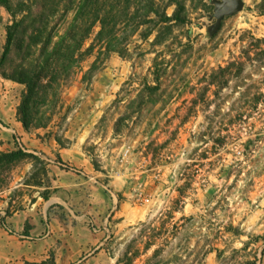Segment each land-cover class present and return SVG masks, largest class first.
Instances as JSON below:
<instances>
[{
    "label": "rangeland",
    "instance_id": "1",
    "mask_svg": "<svg viewBox=\"0 0 264 264\" xmlns=\"http://www.w3.org/2000/svg\"><path fill=\"white\" fill-rule=\"evenodd\" d=\"M211 1L183 0L187 26H175L169 39L157 46L152 45L155 33L143 40L137 32L121 56L111 53L98 58V69L89 83L81 78L97 58V50L85 58L82 72L64 84L61 107L46 127L55 132L60 145H82L95 175L122 205L124 222L105 243L115 262L138 224L167 210L175 220L183 215L204 216L213 232L230 224L239 228L245 234L233 242L236 249L249 241L248 235L264 236V0H243V9L225 17L214 33ZM45 3L49 27L61 34L72 18V14L64 17L63 3L56 7L48 0H7L10 12L1 1L0 7L11 22L13 13L17 20L28 13L34 18ZM174 9L169 7L167 14L172 15ZM41 17L36 18L37 27ZM90 42L86 40L84 48ZM37 52L36 46L14 49L0 65V73L13 75L21 58L25 66ZM155 59L169 62L161 78L160 101L164 103L155 107L149 121L144 119L134 130L122 128L120 135H114L118 116L112 110L100 122L105 109L131 78L134 89L151 82ZM124 100L120 110L127 104ZM25 163L34 167L23 175ZM47 183L40 158L3 159L0 218L35 201L36 189L25 184L44 187ZM222 238L231 240L229 234ZM218 247H223L222 241ZM257 248L264 249L260 239L247 252ZM263 259L264 255L259 264ZM9 263L14 264L12 257ZM201 264H217L216 253L207 255Z\"/></svg>",
    "mask_w": 264,
    "mask_h": 264
},
{
    "label": "trees",
    "instance_id": "2",
    "mask_svg": "<svg viewBox=\"0 0 264 264\" xmlns=\"http://www.w3.org/2000/svg\"><path fill=\"white\" fill-rule=\"evenodd\" d=\"M7 7V0H0ZM47 1V0H43ZM56 7L64 4V17L71 15L61 34L55 33L49 27L45 18L46 3L41 9L42 17L38 27L35 25L36 15L17 20L13 13L11 24L6 28V44L4 46L0 65L10 59L14 49L38 48L37 55L25 66L23 58L18 70L11 76L5 73L4 78L25 86L17 107V118L25 129L46 128L51 116L61 107V93L64 84L71 75L82 72L81 63L97 50V58L82 74L81 81L89 83L94 72L98 69V58L107 57L111 53L122 55L126 52L129 38L139 32V36L146 40L155 33L152 45L164 44L179 25H188L189 20L185 13L183 0H48ZM174 6L172 15L167 9ZM10 12V9L7 7ZM28 31H31L28 34ZM90 44L84 48L86 40ZM26 41V43H25ZM154 72L151 82L145 81L139 89L132 88L134 81L131 78L116 93L112 104L104 111L101 121L112 110L118 117L114 123V135H120L122 128L129 132L141 125L146 119L153 118L160 101L163 85L161 78L169 65L165 59L153 62ZM124 86H128L125 88ZM131 87V88H130ZM131 91L135 94L131 95ZM125 98L127 104L120 110ZM117 108V110H115ZM120 111V112H118ZM60 144V141L57 139ZM25 156L22 152L0 154V162L5 158ZM58 163L65 169L70 167L61 160ZM181 195V189L177 190ZM180 203L183 202L179 200ZM0 224L5 226L1 219ZM210 220L204 216H181L175 220L173 212L167 210L156 218L138 224L136 233L131 237L125 249L115 264H201L207 255L216 253L217 264H259L264 255V249H251L249 246L264 236L251 237L243 242L239 249L233 247V242L239 239L244 232L231 224L225 230L210 231L206 225ZM229 234L231 240H223V235ZM222 241L223 247H218ZM135 248L133 249L132 247ZM133 249V250H132ZM132 250V251H131ZM112 256V253L109 252ZM228 253V256H226ZM141 257H144L141 260ZM46 262L24 264H48ZM49 264H55L53 260Z\"/></svg>",
    "mask_w": 264,
    "mask_h": 264
},
{
    "label": "crops",
    "instance_id": "3",
    "mask_svg": "<svg viewBox=\"0 0 264 264\" xmlns=\"http://www.w3.org/2000/svg\"><path fill=\"white\" fill-rule=\"evenodd\" d=\"M10 23L0 7V61ZM23 89L0 73V154L19 151L25 158H40L48 183L44 187L25 184L36 189L35 201L0 218L5 223L0 224V264H10L11 257L14 264L40 263L48 258L55 264H115L105 243L124 222L122 205L97 178L81 144L62 146L52 129L22 126L17 107ZM33 167L25 163L23 175Z\"/></svg>",
    "mask_w": 264,
    "mask_h": 264
},
{
    "label": "water",
    "instance_id": "4",
    "mask_svg": "<svg viewBox=\"0 0 264 264\" xmlns=\"http://www.w3.org/2000/svg\"><path fill=\"white\" fill-rule=\"evenodd\" d=\"M213 4V14L212 18L215 22L211 28V33L216 32L220 26L221 22L225 17L237 14L243 9V0H212Z\"/></svg>",
    "mask_w": 264,
    "mask_h": 264
}]
</instances>
